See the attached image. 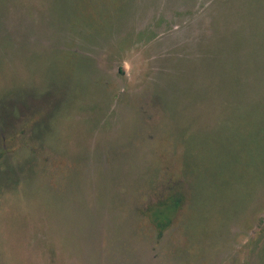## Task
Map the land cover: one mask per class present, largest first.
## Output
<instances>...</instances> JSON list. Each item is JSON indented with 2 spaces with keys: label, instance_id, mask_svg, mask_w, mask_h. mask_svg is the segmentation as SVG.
I'll list each match as a JSON object with an SVG mask.
<instances>
[{
  "label": "rangeland",
  "instance_id": "374dc122",
  "mask_svg": "<svg viewBox=\"0 0 264 264\" xmlns=\"http://www.w3.org/2000/svg\"><path fill=\"white\" fill-rule=\"evenodd\" d=\"M0 264H264V0H0Z\"/></svg>",
  "mask_w": 264,
  "mask_h": 264
},
{
  "label": "trees",
  "instance_id": "16d2710c",
  "mask_svg": "<svg viewBox=\"0 0 264 264\" xmlns=\"http://www.w3.org/2000/svg\"><path fill=\"white\" fill-rule=\"evenodd\" d=\"M178 206H179V205H178V202H177V201L174 202L173 206H172V205H168V206H167L166 204H163V205H161L160 208H156L152 213L156 214V217L159 219V221H160V223H161V221H164V220H165V217H162L161 212H164V210L168 209L169 211H171V214H173L174 211H175V212L177 211L176 208H177ZM157 218H156V219H157Z\"/></svg>",
  "mask_w": 264,
  "mask_h": 264
}]
</instances>
